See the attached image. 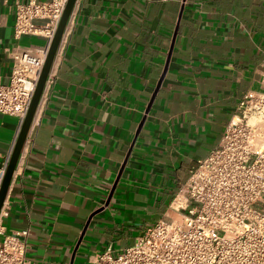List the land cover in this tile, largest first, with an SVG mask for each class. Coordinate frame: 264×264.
I'll return each mask as SVG.
<instances>
[{"label":"crops","instance_id":"1","mask_svg":"<svg viewBox=\"0 0 264 264\" xmlns=\"http://www.w3.org/2000/svg\"><path fill=\"white\" fill-rule=\"evenodd\" d=\"M0 0V80L16 50L15 5ZM57 81L7 196V233L28 231L33 264L119 255L168 208L261 87L264 0H78ZM148 111V114H147ZM19 120L0 117V167Z\"/></svg>","mask_w":264,"mask_h":264},{"label":"built area","instance_id":"2","mask_svg":"<svg viewBox=\"0 0 264 264\" xmlns=\"http://www.w3.org/2000/svg\"><path fill=\"white\" fill-rule=\"evenodd\" d=\"M67 2L29 0L15 5L14 38L41 37L46 42L41 49L13 51L10 80H0V117L17 118L20 129ZM71 18L31 131L56 84ZM260 75L263 92L242 98L219 146L197 162L166 217L146 229L133 246L119 255L108 249L93 264H264V64ZM9 161L0 167V189ZM8 217L6 199L0 212V264H33L29 232L7 233Z\"/></svg>","mask_w":264,"mask_h":264},{"label":"water","instance_id":"3","mask_svg":"<svg viewBox=\"0 0 264 264\" xmlns=\"http://www.w3.org/2000/svg\"><path fill=\"white\" fill-rule=\"evenodd\" d=\"M78 0H68L65 11L63 13L62 19L60 21L57 33L55 35V38L51 44V47L49 49L47 59L42 71V74L40 76L34 97L32 99L28 114L26 119L24 120L17 141L15 143L13 152L10 157V161L7 167V171L0 189V212L3 208V205L7 199L12 180L14 178L21 154L23 152L24 146L26 144V141L29 137L32 123L35 119L42 95L44 93V89L46 86V82L48 79V76L52 70L56 55L59 50V46L61 44L62 38L64 36L65 30L69 24L70 18L72 16V13L76 7ZM148 114V111H147Z\"/></svg>","mask_w":264,"mask_h":264},{"label":"rangeland","instance_id":"4","mask_svg":"<svg viewBox=\"0 0 264 264\" xmlns=\"http://www.w3.org/2000/svg\"><path fill=\"white\" fill-rule=\"evenodd\" d=\"M263 89L260 87V89L256 93H262Z\"/></svg>","mask_w":264,"mask_h":264}]
</instances>
